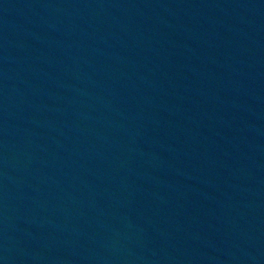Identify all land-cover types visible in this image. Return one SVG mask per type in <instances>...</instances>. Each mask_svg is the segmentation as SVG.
Wrapping results in <instances>:
<instances>
[{
	"label": "water",
	"instance_id": "obj_1",
	"mask_svg": "<svg viewBox=\"0 0 264 264\" xmlns=\"http://www.w3.org/2000/svg\"><path fill=\"white\" fill-rule=\"evenodd\" d=\"M21 264H264V151L149 219Z\"/></svg>",
	"mask_w": 264,
	"mask_h": 264
}]
</instances>
